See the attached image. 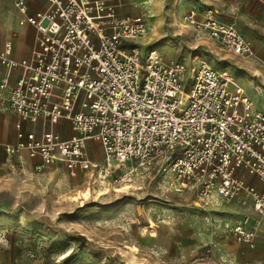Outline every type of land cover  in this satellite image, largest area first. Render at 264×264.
<instances>
[{
    "label": "built area",
    "instance_id": "obj_1",
    "mask_svg": "<svg viewBox=\"0 0 264 264\" xmlns=\"http://www.w3.org/2000/svg\"><path fill=\"white\" fill-rule=\"evenodd\" d=\"M27 1L16 0L15 8L20 24L36 30L32 56L10 59L11 42L0 52L8 70L0 108L18 117L17 141L5 146L8 158L25 151L40 160L35 171L54 165L73 177L97 171L115 186L157 170L171 191L188 189L202 201H250L264 216V111L228 72L204 63L190 67L186 60L166 62L154 49L142 54L131 43L146 34L147 24L120 16L109 0H47L48 7L34 15ZM200 14L191 9L182 21L227 52L255 57L235 24L211 10L203 19ZM14 68L22 73L4 94ZM61 121L69 122L71 138L55 130ZM25 123L33 128L25 130ZM89 142L101 146L102 162L91 158ZM258 226L245 217L229 233L254 248Z\"/></svg>",
    "mask_w": 264,
    "mask_h": 264
},
{
    "label": "rangeland",
    "instance_id": "obj_2",
    "mask_svg": "<svg viewBox=\"0 0 264 264\" xmlns=\"http://www.w3.org/2000/svg\"><path fill=\"white\" fill-rule=\"evenodd\" d=\"M109 1L120 16L147 24L146 34L131 43L142 54L154 49L166 62L226 71L264 109L256 83L252 97L248 62L254 57L227 52L183 23L185 11L205 8L202 0ZM2 162L0 264H264V245L239 244L229 233L247 210L221 199L202 201L188 189L171 191L157 170L115 186L97 171L73 177L61 165L35 171Z\"/></svg>",
    "mask_w": 264,
    "mask_h": 264
},
{
    "label": "crops",
    "instance_id": "obj_3",
    "mask_svg": "<svg viewBox=\"0 0 264 264\" xmlns=\"http://www.w3.org/2000/svg\"><path fill=\"white\" fill-rule=\"evenodd\" d=\"M16 0L0 1V52L4 50L7 42L12 43V52L10 59L14 61H22L29 59L36 46V30L32 26L26 24L21 25L19 22V14L15 8ZM205 8L193 7L185 11L182 17L191 9H198L201 13L200 19H203L207 11H213L217 18L221 21L235 24L241 35L249 40L254 48L255 57L249 62V69L252 74V84H250L253 95L257 97V92L254 90V83L260 86L262 97H264V0H202ZM28 13L34 15L39 11H43L48 7L47 0H28ZM11 12L10 15L7 12ZM15 12L17 18L13 15ZM22 70L14 68L9 75V85L4 90V94H8L10 89L16 84L20 77ZM8 70L0 61V84L7 76ZM255 106V105H254ZM264 106V103L261 104ZM257 110L264 111L255 106ZM18 122V117L10 110H3L0 108V159L3 160L2 164L7 166L8 169L12 168L11 163H14L18 168L34 170V165L39 163L38 159H31L27 152H22L20 158H8L5 152V146L16 143V129L15 126ZM33 128L28 123L24 124V129L30 131ZM39 134L42 133L43 128L41 124L34 126ZM55 130L61 134L64 139L71 138L73 132L70 128L68 121L59 122ZM88 147L90 150L91 158L94 161H103V151L101 146L95 142H89ZM102 152V157L101 153ZM62 166V165H61ZM249 183L257 186L262 190V184L255 178L245 176ZM239 207L247 210L245 217L250 218V225L259 222L257 237L255 243L264 245V216L257 214L249 201L246 206H242L235 202ZM260 238V239H259ZM235 240V239H234Z\"/></svg>",
    "mask_w": 264,
    "mask_h": 264
},
{
    "label": "bare ground",
    "instance_id": "obj_4",
    "mask_svg": "<svg viewBox=\"0 0 264 264\" xmlns=\"http://www.w3.org/2000/svg\"><path fill=\"white\" fill-rule=\"evenodd\" d=\"M129 187V186H128Z\"/></svg>",
    "mask_w": 264,
    "mask_h": 264
}]
</instances>
